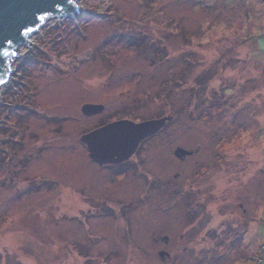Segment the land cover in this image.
Returning a JSON list of instances; mask_svg holds the SVG:
<instances>
[{
  "label": "rangeland",
  "instance_id": "rangeland-1",
  "mask_svg": "<svg viewBox=\"0 0 264 264\" xmlns=\"http://www.w3.org/2000/svg\"><path fill=\"white\" fill-rule=\"evenodd\" d=\"M79 6L33 38L0 90V264H264V2ZM87 103L103 109L84 115ZM162 117L123 179L81 141ZM176 147L198 153L181 161ZM223 159L244 162L258 199L248 242L225 228L231 210L234 231L246 221L221 201Z\"/></svg>",
  "mask_w": 264,
  "mask_h": 264
},
{
  "label": "water",
  "instance_id": "water-1",
  "mask_svg": "<svg viewBox=\"0 0 264 264\" xmlns=\"http://www.w3.org/2000/svg\"><path fill=\"white\" fill-rule=\"evenodd\" d=\"M79 1L73 0L69 4L67 0H0V80L5 81L0 83V90L10 85L16 59L24 56V50L33 44V38L51 23L81 13ZM39 16L44 19H38ZM9 40L12 43H8ZM5 51L9 55L3 56ZM102 109L100 104L87 103L81 111L84 115H94ZM168 120L170 117L140 122L115 120L82 135L81 141L94 162L100 165L118 163L127 160L144 139L158 132ZM191 154L192 151L182 147L174 150L179 159ZM164 254L160 252V255Z\"/></svg>",
  "mask_w": 264,
  "mask_h": 264
},
{
  "label": "flooded vegetation",
  "instance_id": "flooded-vegetation-1",
  "mask_svg": "<svg viewBox=\"0 0 264 264\" xmlns=\"http://www.w3.org/2000/svg\"><path fill=\"white\" fill-rule=\"evenodd\" d=\"M192 151V155H187L179 160H185L187 157L193 156L194 154L198 153V149H194L191 150ZM238 159V158H237ZM224 160V159H223ZM242 160V159H241ZM225 170L227 171V178L225 180H223L224 182V188H222L221 190V195H222V203L225 205L224 207L227 208L231 205H237L238 209H240V218L239 220L241 221V224H244V229L239 230V231H234L235 229L238 230L239 228V224L237 226H235L232 223V219L234 220V222L237 221V219L235 218V213L234 210H231L229 213L231 216L230 219H228L227 222H225V228L227 229L228 232L233 234V237L236 238V240H239L240 242H244L245 240H247V242L250 240V238L254 239L255 238V232L254 234L250 235L248 233L247 227L249 226V224L251 223H255L256 221V216H255V209H256V204L258 202L257 196L254 192H252V194L250 196H247L246 194H244V189L246 187V183H248V180H244V162L240 163L237 162V164L235 163V166L232 164H229V160L225 159ZM125 163H127V160L122 161V162H118V163H107L104 165H100L101 167L108 165L111 168L113 167L115 170V174H120V179H123L126 175V172L128 171L127 169V165H125ZM98 164V163H97ZM224 165V162L222 163ZM229 164V165H227ZM129 167V166H128ZM232 168V169H231ZM230 170H232L230 172ZM253 175H256V172H253ZM234 180V181H232ZM112 192V190H109ZM146 191V189H145ZM237 199V201L235 200ZM234 203H232V202ZM236 201V202H234ZM231 202V203H230ZM201 206H197L194 205L193 208H195L193 210V212H197L199 214L202 213L201 209H199ZM239 223V222H237ZM254 226V225H253ZM255 229V228H253ZM212 232V231H211ZM245 235L246 236L245 238ZM163 240L166 242L167 241V237L163 236L162 237ZM245 238V239H243ZM249 238V239H248Z\"/></svg>",
  "mask_w": 264,
  "mask_h": 264
},
{
  "label": "snow or ice",
  "instance_id": "snow-or-ice-1",
  "mask_svg": "<svg viewBox=\"0 0 264 264\" xmlns=\"http://www.w3.org/2000/svg\"><path fill=\"white\" fill-rule=\"evenodd\" d=\"M67 2H68L69 4H72L73 0H67ZM38 19L43 20V19H44V16H39ZM28 31H30V29H29ZM8 43H12V41L9 40ZM2 55H3V56H7V55H9V53H8L7 51H5V52L2 53ZM4 82H5V81L0 80V83H4Z\"/></svg>",
  "mask_w": 264,
  "mask_h": 264
},
{
  "label": "clouds",
  "instance_id": "clouds-1",
  "mask_svg": "<svg viewBox=\"0 0 264 264\" xmlns=\"http://www.w3.org/2000/svg\"><path fill=\"white\" fill-rule=\"evenodd\" d=\"M262 211H264V209H262Z\"/></svg>",
  "mask_w": 264,
  "mask_h": 264
}]
</instances>
